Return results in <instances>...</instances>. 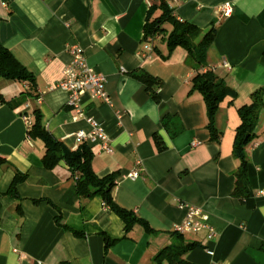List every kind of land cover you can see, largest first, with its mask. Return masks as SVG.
<instances>
[{
    "label": "crops",
    "instance_id": "1",
    "mask_svg": "<svg viewBox=\"0 0 264 264\" xmlns=\"http://www.w3.org/2000/svg\"><path fill=\"white\" fill-rule=\"evenodd\" d=\"M178 19L200 29L216 27L206 61L234 91L214 117L217 139L206 128L205 106L190 91L192 69L186 51L166 58L141 56L148 0H0V44L33 74V83L0 77V264H151L152 256L176 240L175 226L185 204L198 206L215 230L182 234L197 245L185 255L195 264H263L264 110L257 140L247 148L248 196L233 195L239 162L232 154L239 123L237 109L264 87V0H171ZM228 3L231 13L220 15ZM78 44L89 65L105 76L110 103L80 96L84 118L73 119L68 93L53 85ZM162 53L165 45L159 44ZM224 62L227 64L224 65ZM161 80L159 102L131 73ZM67 148L74 133L88 131L87 119L102 123L111 152L99 144L92 168L103 176L116 172L114 202L145 220L122 238L124 223L98 197L79 198L75 178L58 162L45 168L39 140L27 138L35 114ZM166 148L157 150L153 134ZM139 162V163H138ZM139 168L138 177L127 176ZM15 174L23 179L8 191ZM117 239L105 248V238Z\"/></svg>",
    "mask_w": 264,
    "mask_h": 264
},
{
    "label": "trees",
    "instance_id": "2",
    "mask_svg": "<svg viewBox=\"0 0 264 264\" xmlns=\"http://www.w3.org/2000/svg\"><path fill=\"white\" fill-rule=\"evenodd\" d=\"M171 0H148L141 41L150 43L151 53L166 58L175 48L181 47L186 51V64L192 69L189 80L190 91H196L205 106L206 128L210 138L218 137L214 126V117L219 104L227 97L234 96V91L226 82L215 74L213 68L206 61V53L211 46L216 27L212 24L207 29H200L194 23L178 19L174 13ZM159 44L165 45L162 53ZM139 80L145 91L155 102H159L158 90L161 80L144 71L131 73ZM0 77L19 83H33L34 77L5 46L0 44ZM264 110V87H260L250 94L249 102L238 109L239 123L235 128L232 144V154L239 164L234 174L233 195L243 203L248 193L242 179L247 174V148L257 140L256 127L261 111ZM41 115L36 112L35 119L27 130V136L32 140H39L43 145L41 162L45 168H52L62 161L72 172L75 178L76 191L79 198L98 197L104 204L117 214L124 223L122 238L135 223L141 224L146 232H152L147 222L132 211L119 207L113 200L111 190L115 184L116 172L99 176L92 168L93 153L86 143H81L76 149L67 148L61 141L54 138L41 124ZM158 151L166 148L162 137L153 134ZM5 159L0 156V165ZM23 179L22 175L15 174L7 192L15 195L16 184ZM176 234V240L159 249L151 258V264H195L185 259L186 253L193 249L195 242H184L182 234ZM117 239L105 238V248H108ZM264 250V243L261 245ZM264 264V263H263Z\"/></svg>",
    "mask_w": 264,
    "mask_h": 264
},
{
    "label": "built area",
    "instance_id": "3",
    "mask_svg": "<svg viewBox=\"0 0 264 264\" xmlns=\"http://www.w3.org/2000/svg\"><path fill=\"white\" fill-rule=\"evenodd\" d=\"M149 4V2H148ZM231 13V6L224 3L220 6V15L227 16ZM67 52L70 56L68 62L62 69L60 79L53 85L55 88L62 89L68 93L67 104L74 110L73 119H82L84 114L79 104L80 96L88 93L90 98L100 100L109 104V95L105 88V76L96 72L87 62L82 48L78 44H69ZM151 52L150 43L144 44L141 56L146 57ZM224 65L227 64L224 62ZM27 83V82H25ZM27 126L30 127L31 121L27 116H23ZM89 124L88 131L78 130L75 132V144L72 148L76 149L81 143L99 144L100 148L110 153L108 145V136L102 123L94 119H87ZM29 139V137L27 136ZM30 140V139H29ZM31 141V140H30ZM139 163V162H138ZM139 168L129 172L127 176L131 179L138 177ZM184 216L182 220L175 226L174 231L178 234L188 232H206L207 240H212L215 230L208 221V215L198 206L185 204Z\"/></svg>",
    "mask_w": 264,
    "mask_h": 264
}]
</instances>
